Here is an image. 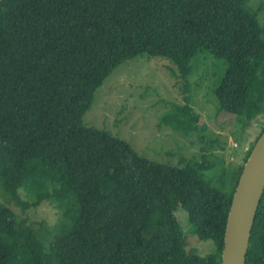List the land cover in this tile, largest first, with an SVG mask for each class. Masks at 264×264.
I'll use <instances>...</instances> for the list:
<instances>
[{"label":"trees","instance_id":"1","mask_svg":"<svg viewBox=\"0 0 264 264\" xmlns=\"http://www.w3.org/2000/svg\"><path fill=\"white\" fill-rule=\"evenodd\" d=\"M257 13L249 0H0V264H220L241 165L206 153L151 161L82 117L118 65L160 57L183 94L163 115L175 132L201 139L206 128L188 101L194 70L242 128L262 120L245 162L264 129ZM42 201L60 214L51 226L10 207ZM178 206L213 252L187 249ZM245 264H264V190Z\"/></svg>","mask_w":264,"mask_h":264},{"label":"rangeland","instance_id":"2","mask_svg":"<svg viewBox=\"0 0 264 264\" xmlns=\"http://www.w3.org/2000/svg\"><path fill=\"white\" fill-rule=\"evenodd\" d=\"M249 5L258 11L257 19L262 24L264 0H249ZM218 69L219 66L215 68L217 74L220 73ZM175 71L171 61L160 57L136 56L126 60L95 91L92 103L82 117L83 124L109 131L125 140L140 156L158 163L177 165L181 157L200 160L201 153H206L212 158L221 155L225 164H233L237 169L242 167L245 148L254 136L253 131L256 134L260 131L262 120L242 128L235 115L219 110L213 78L209 75L201 80L198 71L194 70L196 74L189 75L186 81L188 101L206 128L201 139L182 136L167 126L163 118L168 110L167 103H183ZM10 207L19 216L26 214V223L43 221L51 226L60 218L59 212L48 201H42L32 209L26 208L23 213L14 204ZM174 215L187 234L188 213L178 206ZM186 240L187 249L201 256L215 249L211 240H198L194 234H187Z\"/></svg>","mask_w":264,"mask_h":264},{"label":"water","instance_id":"3","mask_svg":"<svg viewBox=\"0 0 264 264\" xmlns=\"http://www.w3.org/2000/svg\"><path fill=\"white\" fill-rule=\"evenodd\" d=\"M263 190L264 129L242 166L231 197L220 264H245L251 228Z\"/></svg>","mask_w":264,"mask_h":264},{"label":"clouds","instance_id":"4","mask_svg":"<svg viewBox=\"0 0 264 264\" xmlns=\"http://www.w3.org/2000/svg\"><path fill=\"white\" fill-rule=\"evenodd\" d=\"M253 145H254V144H253ZM246 148H247V147H246ZM246 148H245V149H246Z\"/></svg>","mask_w":264,"mask_h":264}]
</instances>
